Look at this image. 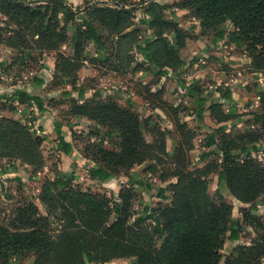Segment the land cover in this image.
<instances>
[{
	"label": "rangeland",
	"instance_id": "1",
	"mask_svg": "<svg viewBox=\"0 0 264 264\" xmlns=\"http://www.w3.org/2000/svg\"><path fill=\"white\" fill-rule=\"evenodd\" d=\"M183 2L184 0H67L72 11L66 17L60 15V24L55 33L72 37L73 26L66 19H72L84 30H88L85 23L90 22L97 29L109 55L107 62L104 60L96 63L93 60L95 47L87 45L88 64L84 67L87 71H84L77 82L75 96L79 90L85 91L88 103L98 94L97 101H111L131 112L140 121L144 142L165 147L167 154L132 167L115 169L117 176L121 177L119 180L124 184L118 180L111 189L84 181L83 179H87L85 173L80 177L81 181L71 178L73 186L80 187L84 192L89 191L93 196L91 200L80 202L79 206L85 208L97 199H106L112 207L114 204H121L124 192H130V224L134 225L137 218L145 216L147 206L157 210L172 205L176 188L180 185V179L176 175L183 165L179 162L185 161L189 172L201 170L211 164L221 170L224 167L223 152L227 148L223 136H236L260 129V126L254 124L255 116L262 113L260 91L264 90V69L258 53L249 50L248 44L244 42L232 43L229 35L234 28L229 24L220 29L225 32V39L216 42V31L207 30L195 11L184 8ZM40 8V13L45 17L61 14L50 7ZM97 10L100 13H96ZM110 10L120 11L124 20H127L129 27L123 30L125 35L122 38L111 34L112 30L107 24L113 19L108 14ZM39 17L36 13L34 24ZM102 20L106 23L103 24ZM29 22L26 13L11 10L6 16L0 12V36L3 40L0 43V224L5 226L12 224L14 216L21 209L40 217L49 216L50 221L55 223L42 199V190L48 182L52 183L56 179L59 162L39 131L37 111L28 103L20 104L18 94L27 91L35 78L46 76V65L53 64L58 53L47 49V45L41 44L38 37H33L29 32L24 31V35L16 37L19 29L21 30L19 27L26 29ZM143 22H146V27L141 25ZM166 23L169 25L166 26ZM159 29H162L163 38H167L170 46L178 53L179 63L174 67L165 50H162L161 43H157L155 33ZM51 32L48 31L47 35H51ZM54 44H59V49L64 54L71 51L69 41L55 39ZM118 46L119 56L116 52ZM139 48H146L156 55V71L168 72L167 77L155 74V69L144 61ZM55 74H52L54 79L50 81L47 90L54 88L60 94L73 90L72 80H63L60 75ZM143 88H149L158 95L145 100ZM218 90L222 94H230L234 104L225 101ZM201 100H206L202 118L199 116ZM45 101L48 107L57 108L56 117L59 122H79L76 124L81 125V128L75 134L77 149L86 156L97 154L96 146L99 141L92 132L99 128L102 133H106L109 129L98 121L74 117L73 105L75 107L82 103L77 100L74 102L72 97H60V101L46 97ZM215 104L225 113H234V118L227 123L218 124L211 115V107ZM178 120L187 124L194 133V150L186 153L185 159L180 154L182 143L175 126ZM213 137L215 145H211ZM112 139L117 146H108L106 140V149L120 153V135L114 131ZM258 148L251 156L257 164L264 167V142ZM234 154L237 158H246L245 154ZM217 172L204 180L208 195L214 198L223 196L225 202L235 205L237 201L230 191L225 186L219 188ZM258 206L261 207L257 208L260 213L251 212L250 209L241 210V243H248L246 247L250 248L264 235V230L258 227L264 224V197L258 202ZM244 216L254 220L245 223ZM251 221L254 223L253 231L248 227ZM145 226H151L148 227L151 229L150 235L156 242L158 252H161L167 244L169 232L159 230L151 221ZM227 237L224 238L225 247L221 252L222 261L232 255L234 246ZM36 256L26 255L21 264H34ZM102 262L141 264L137 257L106 261L102 254L98 261L85 256L84 264ZM13 263V259L4 262ZM261 263L264 264V260Z\"/></svg>",
	"mask_w": 264,
	"mask_h": 264
},
{
	"label": "trees",
	"instance_id": "2",
	"mask_svg": "<svg viewBox=\"0 0 264 264\" xmlns=\"http://www.w3.org/2000/svg\"><path fill=\"white\" fill-rule=\"evenodd\" d=\"M0 3V12L3 15L8 16L11 10L28 14L30 22L26 29L19 27L21 30L17 32V38L24 35L22 32H29L33 37H38L41 44L47 45V49L58 53L55 73L63 80H72L73 90L65 92L64 96L71 97L72 93L76 92L78 73L86 65L88 44L95 47L103 61H108V49L92 23L86 22L88 30H84L72 19H66L65 21L72 23V37L55 33L60 24V15L66 17V14L72 11L67 0H0ZM40 6L53 8L57 14H61L45 17L40 13ZM183 7L195 11L207 30L216 31V42L225 39V32L220 30L223 25L233 26L234 31L230 33L229 40L235 44H248L249 50L258 53L264 69V0H184ZM95 12L100 13L98 10ZM36 13L40 17L34 24ZM108 14L113 18L107 23L112 30L111 34L122 38L125 35L123 30L129 27L127 20H124L118 10H110ZM102 23L106 22L102 20ZM141 25L146 27L147 24L143 22ZM168 25L166 23V26ZM48 31H52L49 36ZM162 35V29L157 30V43H161L162 50H165L174 67L179 63L178 53ZM55 39H60L61 42L69 41L73 56L62 53L59 44H54ZM0 43H3L1 36ZM119 47L116 50L117 56L120 55ZM139 50L144 61L153 66L157 76L167 77L168 72L156 71L158 66L155 54L146 48ZM34 81L39 86L43 83L38 78ZM143 89L145 100L158 95L149 88ZM218 93L225 101L233 103L230 94H222L220 90ZM77 94L79 100L73 99L74 102L85 99V91L79 90ZM18 95L20 104L28 103L31 107L34 105L41 113L46 111L41 98L31 96L27 92H19ZM98 97L99 95H95V98ZM260 97L262 113L254 119V124L260 126V129L236 136H223L227 145L223 152L224 167L219 170L215 164H211L201 170L189 172L185 161L184 164L179 162L183 165L176 175L180 179V185L176 188L172 205L157 210L147 206L145 216L137 218L134 225L130 224V192L123 193L121 204L111 207L108 200L97 199L91 206L84 208L79 206V203L91 200L92 194L73 186L71 178L57 173L54 182H48L42 190V199L46 202L55 223L50 221L49 216L40 217L30 214L28 210H19L10 226L0 224V263L4 264L11 259L14 263H21L26 255L34 254L37 255L34 264H84L85 256L98 261L102 254L106 261L137 257L141 264H221L224 238L228 236L227 240L231 242L240 241L242 222L233 220V206L225 202L223 196L214 198L208 195L204 180L218 171L219 188L225 186L235 199L250 205L251 212L257 210L258 202L264 197V167L257 164L251 153H256L259 150L258 145L264 142V90L260 91ZM205 103L206 100L200 102L201 118L205 113ZM72 111L74 117L98 121L109 129L106 133H102L99 128L92 132L99 141L96 146L98 153L88 157H93L103 164L114 169H124L160 155H167L165 147L146 144L139 119L114 102L85 101L78 106L73 105ZM211 115L218 124L227 123L234 118V113H225L217 104L211 107ZM175 126L182 143L180 154L185 159V154L194 150V133L187 124L179 120L175 122ZM61 127L60 124L56 126L59 145L65 154H69L72 147L62 138ZM114 131L121 138L120 153L108 150L105 146L106 140L108 146H117L112 139ZM215 144L213 137L211 145ZM234 152L245 154L246 158H237ZM90 176L105 182L111 174L99 168L92 171ZM250 220L254 218L244 216L245 223ZM149 221L159 230L169 232L167 244L161 252H158L156 242L150 235L151 229L148 227L151 226H145ZM252 222L248 225L253 227ZM258 227L264 230V224ZM254 245L251 248L243 245L235 247L232 255L226 258L225 264H262L264 235Z\"/></svg>",
	"mask_w": 264,
	"mask_h": 264
},
{
	"label": "crops",
	"instance_id": "3",
	"mask_svg": "<svg viewBox=\"0 0 264 264\" xmlns=\"http://www.w3.org/2000/svg\"><path fill=\"white\" fill-rule=\"evenodd\" d=\"M65 55L72 57L73 50L71 49L70 53H67ZM87 55L85 56L87 57ZM94 57L97 59L95 60V58H93L94 62L96 63L103 62V59L100 58L101 56L99 55V53H97L96 49H95ZM106 57L108 60L109 55L107 54ZM56 63H57V59L54 61L53 64L51 63V64L46 65L47 66V68L45 69L46 76L44 78H40L43 82L40 86L35 81H33L34 84L32 83L29 89L27 91L25 90V92H27L31 96L41 98L44 104V107L46 109L45 112L41 113L35 108L34 105L32 106V108H35V110L37 111L36 119H37L39 131L41 132V135L43 139L45 140V143L51 146V149L53 150L52 154L55 155V157L57 158L59 162L58 172L61 175L67 176L72 179L75 178V180L77 181V180H80L81 179L80 177L85 173V178L87 179H83L84 181L92 183V184L96 183L99 187H106V188L110 187L111 189L112 187H114L113 185L115 184V182H118V180L121 178L117 176L115 169L109 165L99 162L98 160H95L93 157H88L85 154H83V152L79 151V149H77L76 147L78 141L75 136V134L78 133L76 131L81 128V125H77V126L75 125L76 123H79V122H74V121L67 122V123L59 122V120H57V117H56L57 108L48 107V105L46 104V101H45L46 97H49L50 100L56 99L57 101H60V97L61 98L64 97V99L66 97L63 95L65 92L60 94V92L56 91L54 88L52 90H47V87L49 86L50 81L54 79V76L52 74H54L55 72ZM85 64L86 65L88 64V59ZM84 71H87V70L83 68L79 71L78 73L79 79L81 78ZM71 91L72 90H66V92H71ZM86 94L87 93L85 92V99L80 100V103L83 104L86 101V96H87ZM95 95H98V94H95ZM95 95L93 96V100H96V101L99 100V97L95 98ZM71 97L73 99L79 100L78 94L77 96H75L74 92L72 93ZM57 124L62 125L61 136L64 139V141L67 144L71 145L72 147V151L69 154H65L63 152V148H61V145H59L58 134H57V129H56ZM99 168H103L111 174V177L107 181L101 182L98 179L91 178L90 176L91 172ZM128 181L129 179L126 182ZM119 182L124 184L123 181L119 180ZM235 200L237 201L238 205L237 203L235 205L233 204V220L240 221L241 210L250 209V205L244 204L238 201L237 199ZM257 208L260 209L261 207L258 206ZM253 212L260 213V211L258 210H255ZM248 227L251 229V231H253L252 226H248ZM241 241H243V238L240 234V241H237V242L229 241V242L232 245H234L232 249H234L238 245H243V246L249 245L248 243H245V244L241 243ZM225 261H226V258H224V261H222L221 264L222 263L225 264ZM13 264H21V263H13Z\"/></svg>",
	"mask_w": 264,
	"mask_h": 264
}]
</instances>
